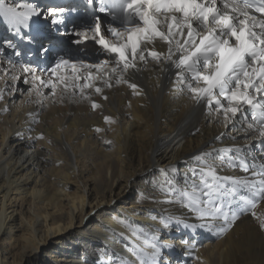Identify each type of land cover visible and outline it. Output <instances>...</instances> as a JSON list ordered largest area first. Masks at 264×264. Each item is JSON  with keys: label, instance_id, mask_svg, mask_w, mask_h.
I'll use <instances>...</instances> for the list:
<instances>
[{"label": "bare ground", "instance_id": "1", "mask_svg": "<svg viewBox=\"0 0 264 264\" xmlns=\"http://www.w3.org/2000/svg\"><path fill=\"white\" fill-rule=\"evenodd\" d=\"M18 2L41 10L62 5L83 11L71 0ZM77 11L65 14L68 34L62 26L45 28L44 19L33 17L20 35L23 42L30 37L34 41L32 53L9 38L13 33H6L0 17V264H25L28 259V264H126L134 260L130 249L145 247V240L163 248L160 264H264V230L250 213L217 238L177 202L176 193L190 191L205 164L221 177H250L251 170L244 172L240 161L259 168L264 142L245 131L243 121L231 127L222 115L209 112L203 102L194 103L187 91L180 92L181 70L171 61L139 62L138 71L124 74L128 83L113 80L111 88L96 81L102 93L86 88L90 99L78 91L75 96L64 92L62 86L53 96L41 86L43 102L36 103L32 75L7 58L32 68L49 63L46 71H38L45 80L60 57L92 50L93 55L86 52V58L74 60L95 63L106 58L91 39L86 45L73 43L72 22L79 25L91 17L74 20ZM148 47L164 53L168 49L160 40ZM36 49L38 57L33 55ZM63 71L70 75V69ZM19 99L21 107L16 108L11 102ZM92 102L101 107L93 110ZM105 116L115 123H105ZM96 128L103 131L97 133ZM41 133L45 139L36 140ZM96 169L101 176L93 187L83 178L95 176ZM76 182L80 190L72 194L69 187ZM133 184L137 192L129 201ZM241 194L247 195L240 192L237 199ZM255 211L264 214V201Z\"/></svg>", "mask_w": 264, "mask_h": 264}, {"label": "snow or ice", "instance_id": "2", "mask_svg": "<svg viewBox=\"0 0 264 264\" xmlns=\"http://www.w3.org/2000/svg\"><path fill=\"white\" fill-rule=\"evenodd\" d=\"M84 2L94 14L79 25L72 22L73 43L86 45L87 40L91 39L99 46L97 51H102L106 58L85 63L60 57L56 66L50 69L47 80L43 79L42 73L38 74L36 68L21 65L24 73L32 75L36 103L43 102L41 86L49 88L53 96L57 87L62 86L64 92H71L75 96L78 91L83 99H90L85 95L86 88L94 89L97 94L102 93V87L97 86L96 81L109 88L113 86V80L128 83L124 74L129 70L138 71L139 62L147 63L149 58L157 62L163 59L171 61L181 70L177 73L183 85L180 92L187 91L194 103L203 102L209 112L222 115L225 124L235 127L236 123L246 122L245 131L251 130L254 138L264 142V0ZM45 11L52 17L51 23L62 26L65 34H68L65 14L70 15L77 9L60 5L51 6ZM41 16V9L35 4L0 0V17L17 34L21 28L30 27L29 21L33 17ZM104 16L108 17L107 23ZM48 18L44 16V19ZM156 40L167 43L166 53L148 47ZM67 69H70V75L63 71ZM12 79L18 80L20 77L13 76ZM128 86L134 90L137 87L132 83ZM2 99L3 95L0 94ZM91 107L95 110L101 105L92 102ZM104 120L108 124L115 123L108 116ZM95 131L99 133L103 129L96 128ZM35 139L44 140L45 136L41 133ZM242 151L236 149L238 153ZM201 159L197 157V160ZM239 166L246 173L251 170V176L221 177L214 167L205 164L199 182L190 191L180 189L176 193L179 197L177 202L189 208L201 221L200 227L217 238L227 234L240 216L246 213H250L264 230V214L258 215L255 211L258 204L264 201V164L256 168L253 163L250 169L241 159ZM240 192L247 195L241 194L237 199ZM168 226L164 224L165 228ZM133 235L137 240L141 239L140 235ZM144 245L143 248L136 245L130 249L134 260L126 264H160L163 248L146 240Z\"/></svg>", "mask_w": 264, "mask_h": 264}, {"label": "rangeland", "instance_id": "3", "mask_svg": "<svg viewBox=\"0 0 264 264\" xmlns=\"http://www.w3.org/2000/svg\"><path fill=\"white\" fill-rule=\"evenodd\" d=\"M44 7H47V6H45L44 5ZM40 8V7H39ZM48 8V7H47ZM41 9V8H40ZM45 9H42L41 10V12H42V16L40 17L41 19H44V16H47V13H46V11H44ZM49 17H50V15H48ZM45 21H43L44 23V25H45V28L48 26V25H50V24H52L51 23V21H49V18L46 20V19H44ZM52 26V25H51ZM51 26H49V27H51ZM54 28V27H53ZM45 30V29H44ZM46 31H48V30H46ZM1 42V41H0ZM42 45H41V47H39V51L41 50L42 51ZM82 48V47H81ZM83 48H86V46L85 47H83ZM89 48H91V47H89ZM84 50V49H83ZM85 51V50H84ZM48 52V51H47ZM85 52H91V54L92 53H94V51H85ZM48 54V53H47ZM35 57H38V53L36 52L35 54H33ZM75 55V54H74ZM93 55V54H92ZM76 56H77V58H86L87 56H88V54H87V56L86 55H83L82 57H80V55H78V54H76ZM34 57V58H35ZM36 59V58H35ZM8 62L9 61H12V63L11 64H13V65H16V66H20L21 67V65L22 64H19V63H16L15 61H13V59H10V58H7L6 59ZM48 65H49V63H44V62H42L41 64H39V62L36 64V66H34V68H36V67H39V68H37V70L38 71H46V70H44V69H46L47 67H48ZM24 80H27L26 79V77H23L22 78V81H24ZM25 93V92H24ZM19 101H21V99H19L17 102H11L12 103V105L13 106H15L16 108H18V107H21V104H20V102ZM244 124L243 125H245V127H247V124H246V122H243ZM233 125H231V127H232ZM106 168V167H105ZM105 168L103 169V172L102 173H104V171H105ZM99 169V168H98ZM98 169H96V174H95V176H93V177H90V178H88V177H86V176H84V180L85 181H88L90 184V186H92V185H94L93 184V182L95 181V179L96 178H98V180L100 179L99 177L101 176L100 175V173H99V170ZM93 187H95V185L93 186ZM78 190H80V184L78 183V182H76V183H72L71 185H70V187H69V192L70 193H72V194H74V193H77L78 192ZM136 192H137V186H136V184H133V186H132V188L129 190V196L130 197H128L127 199H129V201H130V199L131 198H133V200L132 201H134L135 199H134V194H136ZM144 199L143 198H140V201H143ZM145 201V200H144ZM206 240V239H205ZM204 239L202 240V242H204L205 241ZM29 260V259H28ZM28 260L25 262V264H28ZM24 264V263H23Z\"/></svg>", "mask_w": 264, "mask_h": 264}, {"label": "trees", "instance_id": "4", "mask_svg": "<svg viewBox=\"0 0 264 264\" xmlns=\"http://www.w3.org/2000/svg\"><path fill=\"white\" fill-rule=\"evenodd\" d=\"M80 53H81L80 56H83V55H86V56H87V54H89V53H86V52H84V51H81Z\"/></svg>", "mask_w": 264, "mask_h": 264}]
</instances>
